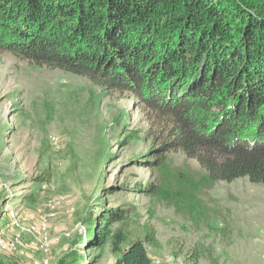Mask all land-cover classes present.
<instances>
[{
  "label": "trees",
  "instance_id": "16d2710c",
  "mask_svg": "<svg viewBox=\"0 0 264 264\" xmlns=\"http://www.w3.org/2000/svg\"><path fill=\"white\" fill-rule=\"evenodd\" d=\"M0 53L131 96L154 146L139 167L181 153L210 183L264 184V0H0ZM97 204L57 264H152L153 231L129 239L131 211Z\"/></svg>",
  "mask_w": 264,
  "mask_h": 264
},
{
  "label": "rangeland",
  "instance_id": "374dc122",
  "mask_svg": "<svg viewBox=\"0 0 264 264\" xmlns=\"http://www.w3.org/2000/svg\"><path fill=\"white\" fill-rule=\"evenodd\" d=\"M133 103L0 53V240L22 241L0 248V261L57 264L84 247L80 218L102 203L131 211L129 239L153 231L152 264H264V184L210 183L181 153L161 169L137 166L153 161L154 146ZM91 261L77 264H113L108 250Z\"/></svg>",
  "mask_w": 264,
  "mask_h": 264
},
{
  "label": "bare ground",
  "instance_id": "6f19581e",
  "mask_svg": "<svg viewBox=\"0 0 264 264\" xmlns=\"http://www.w3.org/2000/svg\"><path fill=\"white\" fill-rule=\"evenodd\" d=\"M21 244H22V241L20 239H17V238L14 239V241H12V242H3L2 240H0V248L3 250H9V249L19 247V246H21ZM2 245L5 247H2Z\"/></svg>",
  "mask_w": 264,
  "mask_h": 264
},
{
  "label": "built area",
  "instance_id": "2783aa9c",
  "mask_svg": "<svg viewBox=\"0 0 264 264\" xmlns=\"http://www.w3.org/2000/svg\"><path fill=\"white\" fill-rule=\"evenodd\" d=\"M2 247H5V246L2 245Z\"/></svg>",
  "mask_w": 264,
  "mask_h": 264
}]
</instances>
